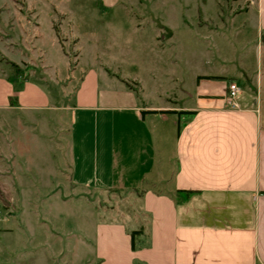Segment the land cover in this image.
Segmentation results:
<instances>
[{"label": "rangeland", "instance_id": "rangeland-1", "mask_svg": "<svg viewBox=\"0 0 264 264\" xmlns=\"http://www.w3.org/2000/svg\"><path fill=\"white\" fill-rule=\"evenodd\" d=\"M232 3L119 0L113 9H100L98 0H0V74L14 79L16 90L25 78L36 81L49 103L71 104L89 71L96 74L98 93L130 89L140 103L154 106L187 103L185 91L202 74L234 77L241 99L251 90L238 65L243 60L252 72L257 40L251 20L242 32L248 44L241 46L230 15L215 19L220 7ZM31 7L37 12L30 13ZM198 16L214 18L207 22L208 40L206 28L195 23ZM69 117L62 111L0 110L7 122L0 140L16 139L11 199L0 200V264H112L101 262L98 225L136 230L145 224L141 200L129 190L103 192L72 182ZM161 117L147 119L172 161L177 116ZM5 143L0 141L1 151ZM153 187L165 189L161 183ZM132 264L143 263L134 258Z\"/></svg>", "mask_w": 264, "mask_h": 264}, {"label": "crops", "instance_id": "crops-1", "mask_svg": "<svg viewBox=\"0 0 264 264\" xmlns=\"http://www.w3.org/2000/svg\"><path fill=\"white\" fill-rule=\"evenodd\" d=\"M118 2L98 0V6L113 9ZM232 2L226 10L220 7L215 19L223 22L222 15H230L241 46L248 44L242 32L251 20L257 40L252 72L244 70L243 60L238 65L251 93L237 99L235 108L227 103V86L239 84L224 74L197 76L195 87L185 91L188 102L178 106L140 103L125 88L98 93L92 71L83 76L71 104L49 103L36 81L23 77L16 90L14 79L0 74V110L69 113L74 184L103 192L129 190L140 198L139 216L145 219L140 236L146 246L133 251L129 229L100 224L102 263L132 264L136 258L143 264H264V0ZM212 18L198 16L195 22L206 28L205 40ZM165 113L177 116L172 161L147 119L165 118ZM2 125L7 122L0 119ZM1 140L6 150L0 144V200L5 201L15 180L10 165L16 139ZM149 181L151 186L143 187ZM160 183L162 191L153 187Z\"/></svg>", "mask_w": 264, "mask_h": 264}, {"label": "trees", "instance_id": "trees-1", "mask_svg": "<svg viewBox=\"0 0 264 264\" xmlns=\"http://www.w3.org/2000/svg\"><path fill=\"white\" fill-rule=\"evenodd\" d=\"M262 39L264 41V34L262 36ZM11 100H12V98H11ZM190 193H192V191H186V194H188V196H189ZM128 234L130 236V248H131V250H133V251L137 250V249H139V248H141L142 246L145 245L142 242L144 240V238H142L140 236V235L143 234V228L142 227H139L136 230H129Z\"/></svg>", "mask_w": 264, "mask_h": 264}, {"label": "built area", "instance_id": "built-area-1", "mask_svg": "<svg viewBox=\"0 0 264 264\" xmlns=\"http://www.w3.org/2000/svg\"><path fill=\"white\" fill-rule=\"evenodd\" d=\"M239 86L235 82H230L227 86L226 99L227 103L232 107H238L237 95L239 93Z\"/></svg>", "mask_w": 264, "mask_h": 264}]
</instances>
